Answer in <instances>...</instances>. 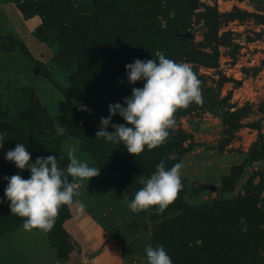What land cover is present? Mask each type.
Listing matches in <instances>:
<instances>
[{
    "label": "rangeland",
    "instance_id": "obj_1",
    "mask_svg": "<svg viewBox=\"0 0 264 264\" xmlns=\"http://www.w3.org/2000/svg\"><path fill=\"white\" fill-rule=\"evenodd\" d=\"M16 1L0 0V113L5 120L10 115L15 121L23 106L26 112L23 127L34 136L41 129L49 131L50 127L63 123L67 117L65 100L77 103H84V100L80 95V98L73 95L65 98L61 88L57 87H62L63 92L69 94L66 89L69 74L73 75L78 61L74 62L73 55H70L62 60L61 65L65 63L62 66L65 68L56 67L52 57L56 44H48L41 40L42 37L32 34L34 26L27 27L24 16L16 8ZM140 3L145 12L140 10L138 3V11L124 20L126 28L123 32L129 37L115 40L111 35L115 30L110 33L109 29L108 32L103 31L107 32L102 36L103 42L97 39L103 69L107 66V59L117 58L114 77L120 82L126 81L125 65L134 61L137 46L143 42L139 36H132L137 28L140 29L142 12L153 17L149 20L152 33H157L156 28L165 32L175 29L174 34L179 36L181 32H191L188 39L175 42L182 45L175 46L180 56L174 61L192 66L201 81L203 103H192L175 113V127L169 130V154L165 149L169 167L176 163L183 165L181 206L211 204L214 198L220 201L219 204H224L229 197L250 191L257 193L254 194L253 208L250 198L244 201L242 213L238 203H232L231 207L240 214L236 220L240 228L245 227L247 219L257 220L261 226L258 215L264 211V154L257 158L251 156L264 152V20L259 17L264 16V0H198L197 7L187 12L184 0H145ZM98 4L94 3L93 7L89 4L91 13ZM204 4L215 7V17L211 20L220 21L215 38L208 32L207 16L212 14ZM235 8L250 14L226 18L221 15L235 11ZM103 14H98L95 20ZM33 19L38 20L37 17ZM147 43L143 46L149 47L150 58L157 59V53L164 54L165 46L160 42ZM109 48L116 51L110 54L112 50ZM24 49L34 57V65L26 61ZM197 50L204 54L198 56ZM93 57L89 65L96 68L98 59L95 54ZM34 66L36 71H33ZM48 73L49 79L45 77ZM90 81L88 99L97 95L96 86L105 85L109 79L97 76L96 80L90 78ZM40 107L48 115L40 116L42 121L36 115ZM77 144L78 139L71 138L66 148L75 147V155L90 167L97 166L99 175L79 182L81 187L79 195L74 197L71 216L62 224L69 233L67 240L72 239L75 248L68 255L61 252L53 229L49 232L35 228L25 230L23 219L13 215L9 229L0 232V264H61L74 255H79L83 264H102L98 255L105 256L104 241L99 244L94 240L97 234L91 235L93 238L86 235L91 230L95 233L96 226L106 239H118L129 248L121 247V256L117 255L114 264H147L145 248L150 244L151 234L150 222L147 221L149 210L136 213L130 210L128 205L134 195H126L125 190L130 188L125 187V177L107 165L105 151L101 157L93 159L87 152L80 151ZM210 183L215 185L213 190L202 186ZM79 202L86 205L83 212L77 211ZM90 203L93 209L88 207ZM8 205L9 201H3L2 207L6 212H10ZM256 206L258 212L254 211ZM111 215L116 216L112 219ZM108 219H111L112 226L106 223Z\"/></svg>",
    "mask_w": 264,
    "mask_h": 264
},
{
    "label": "trees",
    "instance_id": "obj_2",
    "mask_svg": "<svg viewBox=\"0 0 264 264\" xmlns=\"http://www.w3.org/2000/svg\"><path fill=\"white\" fill-rule=\"evenodd\" d=\"M98 2L99 4L91 13L89 4L93 7L94 3ZM103 2L104 4L102 5ZM140 2H145V0L16 1V8L24 16L23 20L26 22L27 27L34 26H32V34L42 37L41 40L47 41L48 44L50 42L56 44L55 53L52 56L55 58L56 67H62L65 64L61 65L62 60L67 59L70 55H73L74 62L78 61L76 63L78 67L72 71L73 75L69 74L66 86L69 94H65L62 87L57 86V83L54 84L61 88V92L65 95V98L68 95L80 98V95L83 97L84 103L65 100L67 117L65 120L63 119V123L50 127L49 131L41 129L36 135H32L33 138L31 133L23 127L26 112L22 105V113H20L19 118L15 121L10 115L5 120L3 114L0 113V134H3L5 139L3 147L0 148V232L9 229V222L13 220V214L9 211L6 212L2 207L3 201H8L4 196V189L8 181L4 177L19 174L22 178L27 179L30 176V171L27 168L20 170L15 166L14 162L4 158L6 151L14 148L17 143L25 144L26 150L31 154L33 162L36 157L54 155L57 157L59 167L63 169L66 168L69 162L66 146L71 138L76 137L78 139V149L87 152L93 159L101 157L102 153L106 152L105 154L107 155L104 159L107 158L105 161L107 165L109 166L110 164L114 171L119 172L125 177L123 180L126 184L125 187L130 188L129 191L125 190L128 196H133L142 187L139 183V178L141 176L149 177L161 160L165 162L167 168H170L165 150L167 149L168 154L171 151L169 139L151 150L145 146L144 151L135 156L134 154H130L123 144L116 145L106 142L103 138L95 137V133L99 131L100 118L109 116V104H123V98L131 95L132 88L142 87L144 83L143 81H137L134 84H129L127 75L126 81H118L114 77L117 74L115 71L117 58L107 59V66L103 69L102 52L99 54L97 41V39L102 41L103 34L107 33L109 29H111L110 33L115 30L111 34L115 40L129 37V35L123 32V28H126L124 20L138 11V3L140 10H142ZM204 7L212 14L207 16L209 20L206 21V24L209 28V34L215 38L216 28L220 21L211 20L215 12L213 5L204 4ZM235 9V11H226L221 15L226 18L233 17L235 14L239 16L250 14L244 10ZM189 10L185 9L186 12ZM102 12L104 14L95 20V17ZM143 12L140 20V29L137 28L132 34V36H139L138 39L143 41L137 46V55L134 59H152L148 55L150 54L149 47L143 46V44L146 45V42H148L147 44L151 42L158 44L160 42V44L165 46L164 55L166 58L171 60L179 59V51L175 50V46L178 45L179 47L182 44H175V42L188 38L175 35V29L165 32L161 31V28H156L157 33H152L150 31L152 25L149 20H152L153 17L146 16ZM90 13L94 14V16ZM34 17H37L38 20L35 21ZM259 17L262 21L264 20L263 15ZM118 25L121 26L120 29L117 28ZM153 39L154 41H151ZM103 49L107 48L104 47ZM109 50H112L110 54L116 51H113L112 48H109ZM23 51L26 61L34 65L36 62L34 57L26 49ZM196 52L198 56L204 54L199 50ZM94 54L96 55V59H98V67L96 66V68L89 65V61L94 58ZM207 56L209 55L207 54ZM120 62L124 63V61ZM97 76H107L109 81L105 85L96 86L95 94L97 95L89 96V99H91L89 100L87 95L90 89L88 88L91 82L90 78L96 80ZM45 77L49 79L50 74L48 73ZM37 89L40 91L39 88ZM78 105L84 107H79ZM1 109L0 103V111ZM37 110H39V113L36 112V115L41 121L43 117L40 116L48 117L43 107ZM79 119L81 120L80 122ZM112 123H124V120L118 114L112 116L111 122L105 130L112 131ZM58 126L66 128L67 131L64 135L58 136L56 134ZM260 154H264V152L253 153L251 158H257ZM81 161L83 162L84 160L81 159ZM68 178L70 181L72 180L71 176ZM245 188L246 190L248 189L247 187ZM183 192L184 188L182 186L175 201L162 214H156L154 207L149 209L147 221L150 222L148 225L151 231L150 244L153 247L163 245L171 257L173 264H264V211H260L258 215L262 223L261 226L258 225L257 220L250 221L247 219L245 227L240 228V225L236 221L240 214L231 207L232 203H238L239 210L242 213L244 212V201L250 198L253 208L255 206L253 201L255 200L254 194L257 193L253 194L250 191H245L244 194L229 197L224 204H219L220 201L214 198L215 201L212 200L211 204H196L183 207L181 206V194ZM99 202L102 204L101 197ZM99 202L96 203L98 204ZM91 205L92 203L88 204V207L93 209ZM70 209L73 211L72 205H64L60 208L59 215L52 228L57 234L56 245H60L59 248H62L61 252H65L67 255L76 246L72 239L67 240L69 233L63 227L64 221L68 220L71 216ZM254 211L258 212L257 206L254 208ZM115 216L111 215L112 219ZM129 223L127 222V224ZM116 240L122 245V248L129 250L118 239ZM260 248L263 250V253L262 250L260 251Z\"/></svg>",
    "mask_w": 264,
    "mask_h": 264
},
{
    "label": "clouds",
    "instance_id": "obj_3",
    "mask_svg": "<svg viewBox=\"0 0 264 264\" xmlns=\"http://www.w3.org/2000/svg\"><path fill=\"white\" fill-rule=\"evenodd\" d=\"M156 56L157 59L137 58L125 65L128 83L143 81V86L133 87L131 95L123 98V104H109V116L100 118L99 131L95 133L96 138L106 142L123 144L135 156L143 152L145 146L151 150L166 142L169 130L175 127V113L179 109L203 103L201 81L192 66L168 59L163 53ZM117 114L124 123H112L113 130H105L111 117ZM66 131L65 127L58 126L56 134L61 136ZM4 140V135L0 134V148ZM76 151L75 147L68 148L69 162L63 169L54 155L36 157L33 162L23 143L6 151V160L14 162L20 170L30 171L27 179L19 174L4 177L8 181L4 196L9 201L10 212L23 219L25 230L51 231L60 208L72 205L73 198L79 195V182L99 175L98 167L82 162L75 155ZM182 167L181 163H176L167 168L161 160L149 177L141 176L142 187L134 193L128 205L130 210L136 213L154 207L156 214H162L182 189ZM85 208L86 205L79 202L77 211L83 212ZM145 253L147 264H173L163 245L153 247L149 244Z\"/></svg>",
    "mask_w": 264,
    "mask_h": 264
},
{
    "label": "crops",
    "instance_id": "obj_4",
    "mask_svg": "<svg viewBox=\"0 0 264 264\" xmlns=\"http://www.w3.org/2000/svg\"><path fill=\"white\" fill-rule=\"evenodd\" d=\"M108 220L109 221H106V223L108 222L110 224V226H111L112 225L111 219H108ZM98 225H100V223ZM95 228H96L95 229V233H93L92 230H91V233L90 234H86V235L87 236L89 235L90 238H93L91 235L97 234L96 235L97 239H94V240L97 241L98 243L100 242L99 244H101V241H104V244H103L104 245V250L103 251L105 253V256H102V255L99 254L98 255V259L102 260V262H101L102 264H114V263H116L117 255L121 256L120 253L122 252V249H123V248L121 249L122 245H120L119 242L115 241L112 238H107L106 239V237L103 234L99 233L100 230L98 229V226H96ZM95 263H97V261Z\"/></svg>",
    "mask_w": 264,
    "mask_h": 264
},
{
    "label": "water",
    "instance_id": "obj_5",
    "mask_svg": "<svg viewBox=\"0 0 264 264\" xmlns=\"http://www.w3.org/2000/svg\"><path fill=\"white\" fill-rule=\"evenodd\" d=\"M183 5L187 9H195L198 5V0H184ZM180 35L182 37H191L192 33L189 31H184L181 32ZM33 71H36V66H34ZM202 186L205 188H209L210 190H213L215 188V185L212 183L203 184ZM61 264H83V262L82 260L79 259V255H74L73 257L68 258L66 261H64Z\"/></svg>",
    "mask_w": 264,
    "mask_h": 264
}]
</instances>
